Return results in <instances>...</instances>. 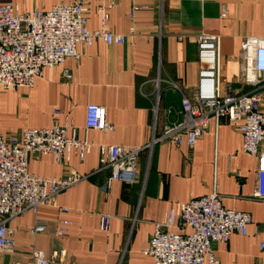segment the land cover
Returning a JSON list of instances; mask_svg holds the SVG:
<instances>
[{"label":"crops","instance_id":"crops-1","mask_svg":"<svg viewBox=\"0 0 264 264\" xmlns=\"http://www.w3.org/2000/svg\"><path fill=\"white\" fill-rule=\"evenodd\" d=\"M11 1L20 11H31L73 0ZM85 1L89 29L100 26L98 5L112 3L107 26L125 41L107 44L95 38L91 45H78L79 58L45 67L33 86L0 91V134L5 137L19 136L28 127L72 122L78 137L92 141L84 158L72 152L68 164L56 163L51 153L33 152L30 172L50 177L76 172L85 178L58 195L59 207L44 206L38 216L27 211L10 221L16 252L0 251V264H29L32 246L61 264H153L142 250L154 222L169 208L178 212L183 202L210 193L215 184L225 207L252 217L246 234L234 232L226 242L212 244L220 264H264V200L254 196L257 158L242 150L238 122L210 120L192 146L153 142L138 157L134 182L112 180L106 191L101 186L111 171L102 166L100 152L101 145L146 146L164 125L181 119V96L191 95L197 81L196 36L201 32L219 35L220 74L240 87L241 40L264 36V0ZM88 104L106 108L111 132L84 129ZM102 213L111 215L107 231L99 227ZM37 221L47 231L32 234ZM64 222L67 232L60 236L56 230Z\"/></svg>","mask_w":264,"mask_h":264},{"label":"built area","instance_id":"built-area-1","mask_svg":"<svg viewBox=\"0 0 264 264\" xmlns=\"http://www.w3.org/2000/svg\"><path fill=\"white\" fill-rule=\"evenodd\" d=\"M112 3L99 4L100 26L87 27L85 0L61 1L48 10L20 11L7 0L0 3V91L31 87L45 67L63 63L68 57L79 58L78 45H91L95 38L107 44H122L125 35L108 26ZM137 6L133 5V19ZM131 25L129 33H133ZM197 81L191 95L181 96V119L164 125L146 146L101 145V164L110 169L102 184L106 191L112 180L132 183L140 153L155 141L169 139L177 145L192 146L207 130L210 120L236 121L242 135V150L257 158V188L254 196L264 200V36H244L240 44V67L235 86L220 74L219 35L201 32L196 36ZM69 77V73H65ZM113 124L107 110L98 104L85 108L84 129L111 132ZM92 141L77 135L72 123L28 127L19 136L0 134V251L16 252V240L10 221L27 212L39 215L44 206L59 207L58 195L81 181L85 175L71 172L64 177L37 175L29 170L31 153L54 155L56 163L68 164L71 153L84 158ZM65 210L66 208H60ZM111 215L100 214L99 227L107 231ZM252 217L249 212L222 204L216 184L213 190L169 208L154 222L153 232L142 252L153 264H220L212 244L226 242L232 233L246 234ZM68 222L56 233L66 235ZM44 222L30 228L32 234L47 231ZM264 244H260L263 247ZM29 264H61L47 257L44 250L32 246Z\"/></svg>","mask_w":264,"mask_h":264}]
</instances>
